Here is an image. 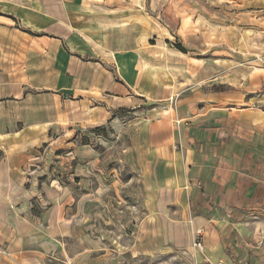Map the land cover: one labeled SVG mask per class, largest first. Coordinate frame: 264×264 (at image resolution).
<instances>
[{
	"label": "rangeland",
	"instance_id": "obj_1",
	"mask_svg": "<svg viewBox=\"0 0 264 264\" xmlns=\"http://www.w3.org/2000/svg\"><path fill=\"white\" fill-rule=\"evenodd\" d=\"M45 12L65 21L67 29L73 26L75 37L67 50L83 60H96L105 66L96 53L105 57V49L140 47L144 50L139 54L138 68L152 65L149 75L171 85L172 93H177L179 81L184 82L180 87L204 84L206 89L228 82L229 89H255L264 95V83H259L260 78L264 81V0H0V20L29 35L46 34L42 30L47 23ZM90 33L103 44L91 42L89 46L82 36ZM2 44L0 36V48ZM149 87L152 90L153 86ZM62 98L38 96L32 105L20 98L13 104L15 117L9 116L13 121L33 117L48 122L30 132L16 131L14 140H36L32 151L42 157L35 164L42 171L39 180L47 197L60 198L61 204L72 208L74 199L83 196L84 184L91 187V196L100 184L103 190L97 192L104 193L107 201L81 206L85 214L81 213L71 230L63 227L64 236L57 238L59 249L45 254V264H210L203 262L207 257L203 251L206 225L203 229L191 222L187 231L191 257L187 250L182 251L187 243L186 223L198 214L196 195L182 192V196H174L173 184L163 187L166 165L162 155L144 150L156 142H134L144 133L162 131L163 126L155 125L166 118L168 135H174L169 150L181 151L175 99H137L134 105L112 112L104 124L91 127L65 120ZM167 104L171 111H166ZM35 108L38 112L31 115ZM189 138L192 149H199V142H193L191 134ZM181 142L187 148V143ZM148 179L155 183L158 197L144 198ZM51 186L58 192L48 191ZM172 192L173 196H163ZM40 193L32 200L35 215L39 203L48 205ZM228 204L223 214L247 226L253 215L251 207ZM162 206L168 208V217ZM66 213L69 211L64 210V217ZM230 232L237 233L234 229ZM251 232L246 230L245 235ZM246 246L250 245H242Z\"/></svg>",
	"mask_w": 264,
	"mask_h": 264
},
{
	"label": "crops",
	"instance_id": "obj_2",
	"mask_svg": "<svg viewBox=\"0 0 264 264\" xmlns=\"http://www.w3.org/2000/svg\"><path fill=\"white\" fill-rule=\"evenodd\" d=\"M45 13L47 23L42 30L46 34L38 36L0 20L3 40L0 48V264H45V254L59 249L57 238L64 236L63 227L67 225L71 230V225L81 217V206H85V202L107 201L104 193L97 192L102 188L100 184L93 196L91 187L84 184V193H81L84 197L74 199L72 208L61 204L60 198L56 201L53 196L47 197L39 180L42 171L35 164V160L39 162L42 157L32 151L36 140L17 141L14 133L30 132L48 122L33 117L13 121L9 117H15L13 104L20 98L30 100L32 105L38 96L63 97L61 107L65 120L81 121L91 127L104 124L112 112L134 105L137 99L170 102L175 99L181 151L169 150L170 138L174 135H168L170 123L166 118L155 125L163 126L162 131L144 133L134 142L141 141L145 145L156 142L150 149L145 146L144 150L162 155L166 165L163 187L173 184L174 196L182 192V195H196L198 214L186 223L187 243L182 251L187 250L191 257L193 249L187 231L192 222L202 228L208 226L205 238L203 236V251L207 256L203 262L264 264L263 93L233 87L212 91L203 88L204 84L188 83L180 87L179 84L184 83L180 81L176 83L177 93H172L171 85L149 75L153 73L152 65L138 68L143 48L105 49V57L96 53L105 66L96 60H83L67 50V44L75 37L73 26L67 29L68 25L61 18L59 21ZM89 35L82 36L89 46L91 42L103 44L92 33ZM259 83L262 85L264 81L260 78ZM220 84L230 86L228 82ZM167 106L166 111H171L168 108L172 103ZM37 112V108L30 110L31 115ZM190 134L193 142H199V149H192L188 141ZM181 141L187 143V148ZM145 185L148 188L143 191L144 198L158 197L154 182L148 179ZM47 190L58 192L52 186ZM179 190L182 191L177 192ZM40 191L48 205L39 203V213L35 215L31 212L32 200H37ZM163 196H173V192ZM227 203H245L251 207L253 215L247 226L243 225L245 222L236 224L223 214ZM161 208L168 217V208ZM64 210L69 211L65 217ZM185 222H188L186 212ZM232 229L237 233L230 232ZM246 230H251L252 234L245 235ZM243 244L250 246L242 247Z\"/></svg>",
	"mask_w": 264,
	"mask_h": 264
},
{
	"label": "trees",
	"instance_id": "obj_3",
	"mask_svg": "<svg viewBox=\"0 0 264 264\" xmlns=\"http://www.w3.org/2000/svg\"><path fill=\"white\" fill-rule=\"evenodd\" d=\"M185 52V51H183ZM230 86H227V85H214V86H211L209 87L208 89L209 90H212V91H223V89H229ZM99 128V127H96V129Z\"/></svg>",
	"mask_w": 264,
	"mask_h": 264
},
{
	"label": "built area",
	"instance_id": "obj_4",
	"mask_svg": "<svg viewBox=\"0 0 264 264\" xmlns=\"http://www.w3.org/2000/svg\"><path fill=\"white\" fill-rule=\"evenodd\" d=\"M198 234H201V229L198 230ZM200 244V242H198ZM215 264H225L223 261H217Z\"/></svg>",
	"mask_w": 264,
	"mask_h": 264
}]
</instances>
